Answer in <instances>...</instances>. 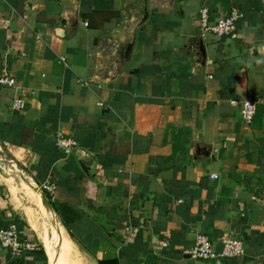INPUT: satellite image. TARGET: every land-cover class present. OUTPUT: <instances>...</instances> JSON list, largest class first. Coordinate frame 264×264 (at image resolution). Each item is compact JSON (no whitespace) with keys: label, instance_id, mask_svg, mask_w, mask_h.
<instances>
[{"label":"crops","instance_id":"obj_1","mask_svg":"<svg viewBox=\"0 0 264 264\" xmlns=\"http://www.w3.org/2000/svg\"><path fill=\"white\" fill-rule=\"evenodd\" d=\"M204 7L242 17L202 35ZM4 76L17 88L0 85V229L33 248L0 247V264H50L45 182L61 241L95 264H264V0H0ZM196 235L245 253L191 259Z\"/></svg>","mask_w":264,"mask_h":264},{"label":"built area","instance_id":"obj_2","mask_svg":"<svg viewBox=\"0 0 264 264\" xmlns=\"http://www.w3.org/2000/svg\"><path fill=\"white\" fill-rule=\"evenodd\" d=\"M242 15L238 11H232L227 17L215 22L210 21L209 9L204 7L199 11V27L202 35L210 33L217 37L230 35L235 29V22ZM61 62L64 59L61 58ZM0 85L15 89L16 82L10 77H1ZM23 94V91H20ZM102 105V104H99ZM25 107V100L22 96H15L11 101V108L21 111ZM258 102L255 100H245L240 104V115L244 123L250 125L256 115ZM56 147L65 155H70L77 147V143L72 138L57 136ZM40 190L49 195H54L56 186L51 182H45L40 186ZM163 246H166L163 244ZM0 247L10 252L14 257L20 256L24 251H30L33 245L28 242L20 241L15 227L0 229ZM243 243L235 238L227 237L221 240V251L217 253L213 244L203 235H196L194 246L186 252L191 259L199 261H218L220 259L240 258L244 255Z\"/></svg>","mask_w":264,"mask_h":264},{"label":"bare ground","instance_id":"obj_3","mask_svg":"<svg viewBox=\"0 0 264 264\" xmlns=\"http://www.w3.org/2000/svg\"><path fill=\"white\" fill-rule=\"evenodd\" d=\"M41 208H42V212H41L42 218L48 223V226L50 227V229L52 230V233H53V240H51V242L47 239L45 230H42V232L40 233L41 236L43 237L44 245H45L47 252H48V255H49L50 264H62V260H64L63 256H62V252L65 253L67 250H70V247L68 244L61 241L60 232H59V229L57 228V225H56V223H55V221L51 215L52 213H50L48 211V208L43 204V202L41 203ZM66 257H68V256L66 255ZM66 259H68V258H66ZM63 264H65V263H63Z\"/></svg>","mask_w":264,"mask_h":264},{"label":"water","instance_id":"obj_4","mask_svg":"<svg viewBox=\"0 0 264 264\" xmlns=\"http://www.w3.org/2000/svg\"><path fill=\"white\" fill-rule=\"evenodd\" d=\"M134 41H135V35H134V32H133L131 34V36L127 37L126 42L124 43V46H123L124 47V51L119 56V61H129L130 55H131V52H132V48L134 46ZM0 175H2L4 177H7V175L3 172L1 167H0ZM38 191L40 192L43 204L51 211L49 202H48L47 198L45 197V194L42 191H40L39 189H38Z\"/></svg>","mask_w":264,"mask_h":264},{"label":"rangeland","instance_id":"obj_5","mask_svg":"<svg viewBox=\"0 0 264 264\" xmlns=\"http://www.w3.org/2000/svg\"><path fill=\"white\" fill-rule=\"evenodd\" d=\"M35 210H33V212H37V206L35 205L34 208ZM34 226H35V217H34V222H33ZM69 247H70V250H67L65 253L62 252V256H63V259L62 260V264L65 263V264H95V262L87 259L85 256L83 255H80L77 253L76 255V252L74 251V249L72 250V247L71 245L69 244ZM72 251V252H71ZM69 252V253H68ZM65 254V255H64ZM66 255L68 257H66ZM68 259H66V258ZM70 258V259H69Z\"/></svg>","mask_w":264,"mask_h":264}]
</instances>
